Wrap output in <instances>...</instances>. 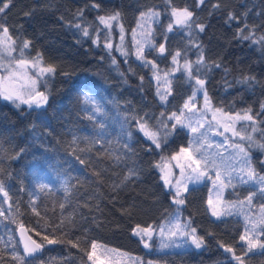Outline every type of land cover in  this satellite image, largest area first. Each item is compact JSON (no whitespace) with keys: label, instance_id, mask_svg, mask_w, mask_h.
<instances>
[{"label":"trees","instance_id":"1","mask_svg":"<svg viewBox=\"0 0 264 264\" xmlns=\"http://www.w3.org/2000/svg\"><path fill=\"white\" fill-rule=\"evenodd\" d=\"M173 8L192 11L193 27L174 25ZM149 11L159 15L148 31L155 47L144 49L145 65L131 47L122 56L117 44L121 35L130 44ZM101 16L117 18L106 27ZM0 25L18 50L28 41L26 55L55 68L40 88L46 105L0 95V264H98L89 259L93 242L129 253L137 264H264V224L258 247L247 251L240 240L245 217L236 209L214 217L207 180L187 188L185 203L176 205L161 162L187 143L188 133L178 127L157 148L140 130L142 123L157 129L161 113L166 119L178 111L195 80L204 79L211 104L252 115L255 136L264 143V0H10ZM176 52L181 57L173 63ZM201 56L206 67L189 77L185 58L192 63ZM155 72L170 73L163 102ZM256 149L252 163L264 173V152ZM259 188L242 183L225 196L230 202L252 196L253 209L264 214ZM177 211L197 228L203 246L189 241L162 248L154 240L145 248L133 229L159 226ZM19 223L45 243L40 255H24L15 233Z\"/></svg>","mask_w":264,"mask_h":264},{"label":"rangeland","instance_id":"2","mask_svg":"<svg viewBox=\"0 0 264 264\" xmlns=\"http://www.w3.org/2000/svg\"><path fill=\"white\" fill-rule=\"evenodd\" d=\"M200 2V0H199ZM201 3V2H200ZM184 9V8H179ZM155 13L153 11H149L146 13L139 21L138 25L134 29L130 37V44L128 41L126 42L125 36H123V41L121 37L118 39V47L122 48L125 52H128V48L131 47L133 51V55L136 58V53L139 51L141 47L143 50L147 47L145 43L146 39H149L148 31L151 29V23L156 18V15H152ZM174 17V16H173ZM175 17L173 20L174 25H178L175 23ZM0 35H2V30H0ZM23 47V46H22ZM38 57H28L24 51L23 56L20 54V49L18 50L16 45H12L11 55L8 52H0V72H1V80H0V92L4 89H8L10 91L18 93L22 96L25 100H28L30 95H33L36 91H39L41 86L46 82L48 76L52 75L53 73H46L41 75L40 70L42 68H46L49 65L45 64L42 59L39 63H37ZM20 59H24L28 61L24 66L17 64V61ZM169 79L170 73L169 72H155L154 73V80L157 88V92L160 95H165L166 91L169 87ZM36 81L35 90L32 86V81ZM193 94V93H192ZM45 95H47L45 93ZM192 96V95H191ZM190 96V97H191ZM189 97V98H190ZM186 100L189 102V107L195 104L196 109L192 110L189 119V113L185 110V116L182 119L185 120V123H191L192 127H200L204 125L201 129L205 133L204 137L200 144H194L193 147L189 148L190 151L196 156L197 159H200V156L195 153V148L200 147L202 151L208 155L210 159H214L216 167L209 171L201 167L200 171L208 172V175L202 178L200 181L193 183L192 179L189 177V170L187 169L186 165L188 161L183 158V155L180 156L178 160H173L172 157L179 154V151L182 147L188 148L190 144L191 138V130L188 127L183 128L188 133V140L187 143L181 146L178 150L173 152L170 157L164 158L161 162V171L162 175L165 179V164H170V176L167 180H170L171 183H166V186L170 188L174 193V201L176 199V192L179 189L181 192V197L184 199V189L189 188L192 185L202 183L204 181H208L209 183V192H208V201L211 199L213 201V205L209 206V209L212 213V207H216L217 210L221 211V216L224 214L225 211L230 209H236L241 211L243 216L246 219V227L244 230V234L248 237L245 241V248L247 251H250L254 248L250 247L249 241H256L259 240V237L262 233V224L259 223L263 212L261 209L254 210L252 207L253 200L249 202L248 196L242 198L239 201L230 202L226 199V191L227 189H232L236 185H241L242 183L238 179H232L231 181L227 180L225 177L232 174L235 170H239L242 167L239 163H237L238 158H234V146L239 145L240 147L244 148L245 151L248 153L250 160H251V167L254 169L255 173H258L260 176H264L263 172H256L255 167L252 163V154L253 150L256 148H260L264 152V148L260 147V145H264L263 142L259 141L255 136V131L257 129V125L254 120H231L228 121L224 118V113H227L229 116L235 117L239 114L241 117L245 115H249L246 112L244 113H228L221 109V112H216L217 109L214 107L209 99V104L207 108L205 107V100L202 92H197L196 97L194 100ZM209 98V97H208ZM198 99V100H197ZM20 104V100H15ZM185 101V102H186ZM184 102V103H185ZM180 107L177 115L180 114V110L183 109V105ZM27 105V104H26ZM32 106H36L35 103ZM220 109V108H219ZM172 114V113H171ZM166 115L165 123L168 129H172V124L175 123V120L167 121V117L170 116ZM215 115L216 119L213 120V116ZM229 123L230 127L229 130L225 131L224 124ZM211 124V127L208 125ZM146 125V124H145ZM146 128L157 134V142L160 143L164 140L163 136L164 133L160 128L152 129L146 125ZM176 130V129H175ZM175 130H173V134L168 135L167 139L172 137L175 134ZM233 131L238 132L239 135H233ZM224 133L221 135L220 133ZM245 139H241V138ZM250 137L251 140L249 141L247 138ZM257 150V149H256ZM203 163V162H202ZM185 165L183 171L181 170L178 165ZM221 173V179L224 182V187L219 188L218 185L221 181H217L215 179V172ZM245 179H247V172L245 171L242 173ZM166 180V179H165ZM180 181L178 185L176 182ZM246 184L248 185H255L259 186L255 180L248 181ZM177 205V204H176ZM181 206V205H178ZM220 216V217H221ZM215 217V216H214ZM219 218V217H216ZM181 223H185L187 221L180 220ZM255 225L256 231H252V227ZM155 231L153 234V241L158 240V246L161 245L162 238L159 236V227L152 226ZM190 231V230H189ZM198 235V234H197ZM199 236V235H198ZM185 239L190 241L189 237H174L172 240L167 239L166 237L163 238V243L168 244V247H182L185 243ZM151 241L150 243H152ZM163 247V248H168ZM258 247V246H257ZM91 256L95 262L98 264H137L136 259L133 255L124 252L119 249H114L108 246H104L102 244L96 243V248L93 252V248L91 249Z\"/></svg>","mask_w":264,"mask_h":264},{"label":"snow or ice","instance_id":"3","mask_svg":"<svg viewBox=\"0 0 264 264\" xmlns=\"http://www.w3.org/2000/svg\"><path fill=\"white\" fill-rule=\"evenodd\" d=\"M201 3H203V0H200ZM10 5V0H4L2 6H0V13L5 12V10L9 7ZM118 15V14H117ZM152 15H156L158 16L159 13H152ZM172 16H174L175 19V23L181 26H188V27H193L191 21L193 18V12L189 11L187 8L184 9H172ZM117 17L116 16H112L108 19H106L104 16L99 17V20L101 23H103L106 27H110V20H115ZM197 27H199L200 31H203L204 26L203 25H198ZM77 29L81 28L80 24L76 25ZM169 30H171L172 25L169 24L168 25ZM0 30H2V35H0V52H8L9 55H11V50H12V45L15 44V41L12 39V37L9 35V29L6 26L0 25ZM121 33H123V29L121 28ZM83 35L85 37L89 36V32L88 30L85 28L83 30ZM244 39H248V37H243ZM121 40L123 41V35H121ZM262 40H264V37H262ZM95 43V41H94ZM145 43L147 44L148 49L151 51L155 45L153 43V41L151 39H146ZM29 47V42L25 41L23 43V47L20 48V54L21 56H23V53L25 51V49H27ZM106 48H108L109 50L112 49L113 45L111 43L105 45ZM118 51H120V54L122 56H126L127 52H125L122 48L118 47L117 49ZM159 54H163L165 53V45L163 43H161L159 45ZM181 57V53L180 52H176L173 56H172V61L173 63H176L178 58ZM41 57L38 56L37 58V63H39L41 61ZM136 59L139 61H142L143 64L147 65L150 62L147 61L144 58V50L143 47H141L139 49V51H137L136 53ZM203 61V56H201L197 61L189 63L187 61V59L185 58V63L183 64V68L185 70H187L189 77H191L193 75V70H195V72L197 73V75L199 74L201 68L206 67V65H204L202 63ZM27 63H29L28 61L24 60V59H20L17 61V64L24 66ZM113 63L115 64L116 61L113 60ZM193 65H195V69H193ZM154 67V65H153ZM55 72V68L53 66H48L46 68H42L40 70L41 75L46 74V73H54ZM35 85H36V81L33 80L32 81V86L33 89L35 90ZM195 89L193 91L192 96L189 98V100H194L196 97L197 92H202L203 96H204V100H205V107L207 108L208 104H209V98L207 95V92L204 90V86H205V80L204 79H196L195 80ZM0 95H2L5 99L9 100V101H15V100H20L21 103L27 104L30 107L32 106L33 103L36 104L37 107H40L42 105H46L47 101H48V96L45 95L44 92H40V91H36L34 96L29 97L28 100H25L22 96H20L18 93L10 91L8 89H4L2 92H0ZM86 99L91 100L92 97L91 96H87L86 95ZM160 100L166 101L167 100V96L166 95H160ZM192 107H195V104L192 105ZM185 110H187V112L189 113V119H190V114L192 112V109L189 107V102L186 101L183 105V109L180 110V114L177 115V113L173 112L170 116L167 117V121H171V120H175V123L172 124V129H168L165 123V119H164V113H161V120L158 121L157 125H155V127L160 128L163 133L164 136L163 138L166 140L168 135L173 134V130L179 128H185L188 127L191 130V138H190V144L188 148L182 147L179 151V154H177L176 156H173L172 159L173 160H178L180 158L181 155H183V158L188 161L186 167L189 170V177L190 179H192L193 183L200 181L202 178H204L205 176L208 175V172L205 171H200L201 167L208 169L209 171H211L212 169H214L216 167L215 161L214 159H210L208 157V155H206L202 149L200 147L195 148V153L197 155L200 156V159H197L196 156L193 154L192 151L189 150V148L193 147L194 144H200L202 141V138L204 137L205 133L203 131H201V129L204 127V125H201L199 128L198 127H192L191 123H185V120L182 119V117L185 116ZM216 112H221V109L217 108L215 110ZM147 116V114H145ZM224 118L228 121L231 120H248V121H252L253 117L252 115H245L244 117H241L239 114H237L235 117L229 116L227 113H224ZM144 119V118H141ZM216 117L215 115L213 116V120H215ZM209 127H211V124L208 125ZM230 124L229 123H225L224 124V128L225 131L229 130ZM140 130L143 131L144 135L146 137H148V139H150L152 141V143L155 145V147L159 148L160 147V143L157 142V134L154 132L149 131L146 128V125L144 123L140 124ZM221 135H223L224 133H220ZM233 135L238 136L239 133L233 131ZM241 139H245V138H241ZM249 141L251 140L250 137L247 138ZM260 147L264 148V145H260ZM234 158H238L237 159V163H239L242 167H240L239 170H235L232 174L228 175L227 177H225L227 180L231 181L232 179H238L241 183H247L248 181H253L255 180L257 184L260 185L259 191L261 193H264V176H260L258 173H255L254 169L251 167V160L250 157L248 155V153L245 151L244 148L240 147L239 145H235L234 146ZM203 162V163H202ZM81 163H83V161H81ZM178 167L181 168V170L183 171V169L185 168V165H178ZM247 172V179L244 178V176L242 175V173ZM125 179H128V177H125ZM215 179L217 181H221V183L218 185L219 188H223L224 182L221 179V173L220 172H215ZM166 183H171L170 180H165ZM178 185L180 184V181L178 180L176 182ZM41 187H44L43 185ZM0 191H3V185L0 184ZM184 191H187V188L184 189ZM8 193L4 192V196H7ZM176 199H175V203L177 205H183L185 203L183 198L181 197V192L178 189L176 194ZM252 196H249L248 200L249 202L251 201ZM208 204L210 206L213 205V201L211 199H209ZM221 211L217 210L216 207H212V215L215 217H220L221 216ZM260 224H264V215H262L261 219L259 220ZM159 236L162 238V242L160 247H168V244L163 243V238H167L169 240H172L174 237H189L190 236V243L192 245L195 246V248L200 249L203 244H204V238L202 236H198L197 235V228L193 227L191 222H185V223H181L180 222V216H179V211H177V213H175L173 216L169 217V219L167 221H165L164 223L160 224L159 226ZM190 230V231H189ZM155 229L152 226H146V227H141L139 225L136 226L135 229H133V232L135 235H137L138 237H140V239L143 242V246L145 248H149L150 242L153 241V234H154ZM252 231L255 232L256 231V227L255 225H253L252 227ZM45 240H47L48 244H55L57 243L56 240L54 239H49L47 236L44 237ZM248 239V237L246 235H241L240 236V240L244 241ZM185 243H188V240L185 239L184 241ZM250 247L255 248L257 247V243L256 241H249ZM24 247V251L26 253H28L29 255L34 254L39 252L42 248L43 245L42 244H38L35 240L31 239V237H28L23 244ZM260 248H264V244H259ZM92 248H93V252L96 248V244L95 242H93L92 244ZM228 252H232L231 248H226L225 249ZM17 259L23 261V257L22 256H17ZM92 257L90 256L89 259H91ZM237 260H240V257H236Z\"/></svg>","mask_w":264,"mask_h":264},{"label":"water","instance_id":"4","mask_svg":"<svg viewBox=\"0 0 264 264\" xmlns=\"http://www.w3.org/2000/svg\"><path fill=\"white\" fill-rule=\"evenodd\" d=\"M0 80H1V72H0ZM39 91H40V92H44V90H42V89L39 90ZM34 95H35V93H34L33 95H31V96H34ZM190 108H191L192 110H195V109H196V106L193 108L192 105H191ZM164 167H165V177H166V179H168L169 176H170V164H169V163H166ZM7 205L9 206V200H8V199H7ZM15 232H16V236H17V238H18V240H19V243H20L21 249H22L23 253L25 254V256H26L27 258H32V257H34V256H38V255H40V254L43 252V250H44V248H45V244L42 243V242H40L38 239H36V238L34 237V235L31 233L29 227H28L25 223H20V224H18V225L16 226V228H15ZM28 237H31V239L35 240L38 244H42V245H43V248H42L39 252L34 253V254H31V255H29L28 253H26V252L24 251L23 244H24V241H25Z\"/></svg>","mask_w":264,"mask_h":264}]
</instances>
